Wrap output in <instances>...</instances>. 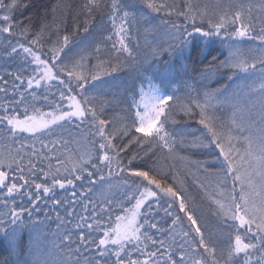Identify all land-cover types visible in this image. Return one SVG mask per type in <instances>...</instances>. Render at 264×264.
I'll use <instances>...</instances> for the list:
<instances>
[{
    "label": "snow or ice",
    "instance_id": "1",
    "mask_svg": "<svg viewBox=\"0 0 264 264\" xmlns=\"http://www.w3.org/2000/svg\"><path fill=\"white\" fill-rule=\"evenodd\" d=\"M30 3L0 0V241L9 253L6 264H238L241 257L243 264H264V0L255 5L259 31L253 5L233 7V0H217L212 11L198 0H85L83 32L96 13H106L111 24L104 40L112 42L115 62L101 59L96 44L94 65L85 49L69 56L72 36L81 29L74 25L71 35L61 34L64 6H52L51 22L46 10L37 30L33 17H15ZM149 13L181 21H161L169 41L152 48L154 61L191 56L198 48L204 67L192 71L201 82L220 69L231 72L229 81L245 74L241 82L200 93L189 76L181 82L187 90L181 100L174 74L158 68L148 73L129 44L141 22L145 32L159 28ZM217 40L226 50L223 60L210 51ZM243 40L257 44L244 48ZM124 68L132 82L112 85L109 99L105 78ZM38 100L51 110L37 107ZM121 105H127L121 114L105 115ZM224 108L231 110L227 121L216 114ZM191 120L200 129L186 127ZM37 133L56 139L15 148L19 136ZM185 150L188 155H180ZM157 152L215 178L214 187L199 180L197 186L214 206L212 214L234 230L227 249L218 250L206 234L195 194L153 159ZM195 155L208 159L191 160ZM114 175L120 190L109 197L106 186L110 192ZM97 187L100 197L93 200L88 193ZM123 201L135 203L129 209ZM117 203L124 214L115 215L112 227ZM50 211L56 213L54 229Z\"/></svg>",
    "mask_w": 264,
    "mask_h": 264
},
{
    "label": "trees",
    "instance_id": "2",
    "mask_svg": "<svg viewBox=\"0 0 264 264\" xmlns=\"http://www.w3.org/2000/svg\"><path fill=\"white\" fill-rule=\"evenodd\" d=\"M85 0H31V3L26 9H22L20 12L15 13V17L18 20H23L26 17H33L36 21L37 30L39 28L40 24V17L44 16L45 11H48V21H52V15H51V9L52 6L55 4H61L64 6L62 8V16L61 19L66 21L61 26V34H65V32L69 35L74 30V25H79V29L76 31V34L72 36V43L70 45L71 51H69V56H73L76 53H79L81 49H85V55L88 57V60L91 61V64L94 65L98 63V59L95 55L94 49L95 45L99 44L102 48L101 53V59H109L111 58L113 62H115L114 56H112V42L111 41H105L104 37L109 35L111 30V24L107 19L106 13H96L94 17H87L89 19L90 23L88 25L89 32L85 33L82 31L84 25V21L86 19V16L81 13V8ZM106 3H111V0H104ZM198 2L201 5L207 4L209 6V10H215V6L217 3V0H198ZM223 2L226 4L228 3V0H223ZM25 3H27V0H25ZM236 3H243L244 5H253L251 9L252 17L254 22L256 23L257 27L256 30L259 31V22L258 17L260 16L259 8L255 5L257 4V0H233V7H235ZM247 7L245 8V12H247ZM149 16L152 18V23L154 25H159V28H157L155 31L145 32L144 27L142 26L143 22L133 27L131 36L129 38V44L130 46L135 50L137 59L140 61V65L142 69L147 70L148 73H152L154 69L158 68L159 71L163 72L165 70H168L172 72L175 76V79L177 81V84L173 85V88H179V91L176 92V95L181 98V100L186 99L187 90L183 87V84L181 83L184 79H188L189 76L194 78V87L197 91L200 93H203L205 88L207 89H215L218 87H221L225 84H228L232 87L235 86V84L241 82V78L244 77L245 74H238L234 77L232 81L228 80V76L231 75V72H229L226 69H220L218 73H216L214 76L210 78V80H204L203 82L200 81L198 72H193L192 68H203L204 64L201 63V57L198 54L199 49L197 48L194 50L189 56L187 53L183 57H181L179 54L176 55H165L162 60H160L158 63L154 61L151 57V50L152 48H155L157 46L166 45V43L169 41V37L166 34V26L161 23L162 20L171 19L176 22H181L176 20V17H166L156 14L149 13ZM206 26V25H205ZM55 29H53V32ZM45 39H49V36L46 34ZM52 40L56 39L55 35L51 36ZM195 43V42H194ZM242 47L248 48L255 46L257 42L255 41H248L243 40L238 42ZM91 45V47H89ZM67 51V50H66ZM210 51H212L213 54L217 55L219 60H223L224 56L226 55V50L223 49L217 40L214 44L211 45ZM78 58V57H77ZM211 57H209L210 59ZM167 61V63H165ZM88 62L87 60L85 61ZM206 63V62H205ZM187 65L188 67V73L186 74L184 72V66ZM3 67H9L10 70H13L12 65H3ZM255 76L247 77V79L250 81L251 79H254ZM109 83L106 84L104 87L108 91V98H111V92L115 89L112 88V85H127L132 82L133 74L130 73L128 68H124L120 70L117 73H114L113 76L106 77L105 78ZM192 82V81H190ZM146 87V86H145ZM197 91H193L191 95L193 97L196 96ZM43 94V93H41ZM29 99H31L29 97ZM36 106L41 108L43 111L47 112L50 111L51 108L49 107L48 103H46L43 100H38L35 102ZM127 107V105H121L115 109L109 108L105 115L112 117L114 114H121L122 109ZM31 114V113H30ZM219 117H221L222 120L227 121L231 115V110L228 108H224L222 110H218L216 113ZM22 115V113H21ZM189 129H200V125L196 124L195 120H191L187 122V125H185ZM19 135V134H18ZM139 135V134H138ZM43 139L45 143H49L50 139H56V136L52 137H41L39 133L36 134V137L33 138L29 134H23L22 136H19L18 141L15 144V148L20 147V143L24 142L29 145H31L34 141L36 143L37 148L40 147V140ZM11 145H9L10 147ZM51 146V145H49ZM180 155L186 156L188 155L187 151H181ZM164 153L157 152V156L153 159H160L161 165L165 166V171H168L169 168L176 173L180 180L184 182L185 187L192 193L195 194L197 206H198V215L201 217V223L202 226L206 232V234H209L213 240L215 241L216 247L218 250H225L229 246L230 237L232 242L234 243V230H229L227 225L221 223V221L212 214L213 205L210 204V202L207 199H203V193L200 192V189L197 186V180L203 181L204 183L210 184L214 187L212 182L214 181L213 176H208L207 178L202 175L200 172L197 171V169L194 166H190L186 161L182 160H167L165 161L163 159ZM208 157L202 156V155H195L191 156V160H206ZM153 161H148L149 164H151ZM105 174H107V170L105 171ZM112 184L113 187L111 188L110 192L107 191L106 186V194L111 197L112 195H115L118 193V190H120V177L119 176H113L112 177ZM231 186V185H229ZM89 197L93 200H97L100 197V191L97 187L96 190L93 192L88 193ZM117 200H119V196L117 195ZM134 201L128 202L123 201V204L125 207L131 209L134 205ZM42 207H45L46 210L51 209V205H42ZM115 208V214L112 215V227H115V215H123L124 212L119 206V204H114ZM80 211V209H78ZM62 212V210H61ZM50 215L52 216V221L50 222V227L55 228L56 222H55V211H50ZM36 216L38 218H43V213H37ZM154 232L155 230H150ZM159 236V234H156ZM28 233L25 232L21 236V249L26 250L25 246L28 242ZM219 254V252H218ZM136 253L133 252V258H135ZM10 259L8 250L4 246L3 242L0 241V264H6ZM113 259H115L113 257ZM238 264H243L242 257L239 259Z\"/></svg>",
    "mask_w": 264,
    "mask_h": 264
}]
</instances>
